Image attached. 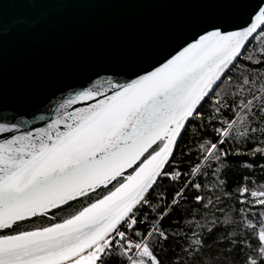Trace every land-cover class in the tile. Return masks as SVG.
Masks as SVG:
<instances>
[{
	"label": "snow or ice",
	"instance_id": "snow-or-ice-1",
	"mask_svg": "<svg viewBox=\"0 0 264 264\" xmlns=\"http://www.w3.org/2000/svg\"><path fill=\"white\" fill-rule=\"evenodd\" d=\"M71 6L28 0L31 23ZM52 103L43 127L0 111V264H264V0Z\"/></svg>",
	"mask_w": 264,
	"mask_h": 264
},
{
	"label": "water",
	"instance_id": "water-1",
	"mask_svg": "<svg viewBox=\"0 0 264 264\" xmlns=\"http://www.w3.org/2000/svg\"><path fill=\"white\" fill-rule=\"evenodd\" d=\"M254 2L235 0L225 9L209 0H72L71 7L49 10L52 23L41 33L28 0H0V111L29 120L42 111L47 120L32 127L46 126L52 101L89 77L147 68L174 54L207 16L227 11L239 20Z\"/></svg>",
	"mask_w": 264,
	"mask_h": 264
},
{
	"label": "trees",
	"instance_id": "trees-1",
	"mask_svg": "<svg viewBox=\"0 0 264 264\" xmlns=\"http://www.w3.org/2000/svg\"><path fill=\"white\" fill-rule=\"evenodd\" d=\"M197 150V146L196 145H191L190 148L188 149V151H191V152H196ZM195 157H193V163L195 162ZM241 159H246V158H241ZM239 162L237 161V167H235L231 172L228 173V176H229V182H230V187H235L239 182H240V179H241V172L242 170L239 168L238 166ZM262 173L259 172V170L257 171L256 173V177L259 178L261 177ZM237 207H239V205H237Z\"/></svg>",
	"mask_w": 264,
	"mask_h": 264
}]
</instances>
